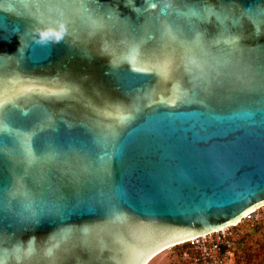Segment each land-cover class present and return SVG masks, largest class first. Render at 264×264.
Masks as SVG:
<instances>
[{
    "label": "water",
    "instance_id": "water-1",
    "mask_svg": "<svg viewBox=\"0 0 264 264\" xmlns=\"http://www.w3.org/2000/svg\"><path fill=\"white\" fill-rule=\"evenodd\" d=\"M262 206L264 0H0L4 264H146Z\"/></svg>",
    "mask_w": 264,
    "mask_h": 264
},
{
    "label": "rangeland",
    "instance_id": "rangeland-1",
    "mask_svg": "<svg viewBox=\"0 0 264 264\" xmlns=\"http://www.w3.org/2000/svg\"><path fill=\"white\" fill-rule=\"evenodd\" d=\"M241 235L235 240L231 264H264V206L237 224ZM187 245L164 249L146 264H174L179 251Z\"/></svg>",
    "mask_w": 264,
    "mask_h": 264
},
{
    "label": "built area",
    "instance_id": "built-area-1",
    "mask_svg": "<svg viewBox=\"0 0 264 264\" xmlns=\"http://www.w3.org/2000/svg\"><path fill=\"white\" fill-rule=\"evenodd\" d=\"M251 214L241 220L249 219ZM240 221L232 226L193 237L178 244H184L187 247L178 252L174 264H231L233 244L241 235V231L237 228Z\"/></svg>",
    "mask_w": 264,
    "mask_h": 264
},
{
    "label": "snow or ice",
    "instance_id": "snow-or-ice-1",
    "mask_svg": "<svg viewBox=\"0 0 264 264\" xmlns=\"http://www.w3.org/2000/svg\"><path fill=\"white\" fill-rule=\"evenodd\" d=\"M34 2L39 3V2H47L50 4H62V3H66V2H75V3H82L83 0H34ZM223 19V18H221ZM200 67V72H199V76L197 77L198 79L201 80H208L212 78V73L214 72L215 75L218 77L221 75V71H220V67L217 66L214 69H210V70H206L204 67L199 66ZM186 68H188L189 70H191L192 68V64L186 65ZM70 174L73 175V179H77L79 176V173H71ZM17 194H23L25 196L28 195L27 192L24 193H17ZM61 236H67V232H63V233H59L56 234V236L54 237L55 239H59ZM0 248H2V244H0ZM0 264H4V260L2 255H0Z\"/></svg>",
    "mask_w": 264,
    "mask_h": 264
},
{
    "label": "bare ground",
    "instance_id": "bare-ground-1",
    "mask_svg": "<svg viewBox=\"0 0 264 264\" xmlns=\"http://www.w3.org/2000/svg\"><path fill=\"white\" fill-rule=\"evenodd\" d=\"M168 248H169V247H168ZM165 249H167V248H165ZM162 251H163V250H162ZM160 252H161V251H160ZM160 252H159V253H160ZM157 254H158V253H157ZM153 257H154V256H153Z\"/></svg>",
    "mask_w": 264,
    "mask_h": 264
}]
</instances>
